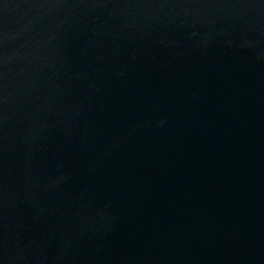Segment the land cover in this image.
Instances as JSON below:
<instances>
[{
	"label": "water",
	"instance_id": "95a60500",
	"mask_svg": "<svg viewBox=\"0 0 264 264\" xmlns=\"http://www.w3.org/2000/svg\"><path fill=\"white\" fill-rule=\"evenodd\" d=\"M0 264H264V0H0Z\"/></svg>",
	"mask_w": 264,
	"mask_h": 264
}]
</instances>
